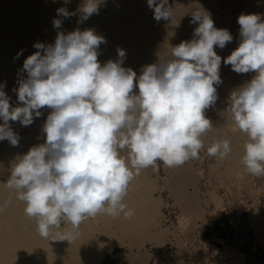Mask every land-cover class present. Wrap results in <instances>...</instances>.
Returning a JSON list of instances; mask_svg holds the SVG:
<instances>
[{
    "label": "clouds",
    "instance_id": "1",
    "mask_svg": "<svg viewBox=\"0 0 264 264\" xmlns=\"http://www.w3.org/2000/svg\"><path fill=\"white\" fill-rule=\"evenodd\" d=\"M104 2L83 0L78 23L99 14ZM147 4L155 20L172 18L168 0ZM57 14L75 15L66 8ZM191 22H198L193 39L172 47L170 58L144 66L139 76L122 66L123 49H117L118 59L102 65L98 50L106 39L92 28H77L58 31L53 44H34L37 51L23 63L27 76L14 89L23 106L11 107L0 85V141L18 146L20 137L9 122L29 126L41 109L51 110L42 127L44 142L17 156L6 182L25 203L26 215L37 221L41 237L62 221L72 231L57 240L71 242L87 218L121 212L131 218L134 210L125 212L122 201L141 169L157 161L178 167L199 158L201 137L213 127L205 110L216 103L222 83V58L214 46L225 48L233 36L216 28L204 10L193 12ZM237 22L240 43L223 63L238 74L256 75L231 93L228 111L248 137L243 164L259 177L264 175V21L258 14H241ZM53 26L61 29L62 20ZM207 151L225 158L230 141H216Z\"/></svg>",
    "mask_w": 264,
    "mask_h": 264
},
{
    "label": "bare ground",
    "instance_id": "2",
    "mask_svg": "<svg viewBox=\"0 0 264 264\" xmlns=\"http://www.w3.org/2000/svg\"><path fill=\"white\" fill-rule=\"evenodd\" d=\"M82 4L83 0H0V85L11 98V107L23 106L14 89L27 76L22 71L24 60L37 51L35 43L53 44L58 31L67 33L77 28L81 31L94 29L106 39L98 50L101 64L109 59H118L117 49H123L126 56L122 66L133 69L139 76L144 66L157 63L159 57L170 58L172 47L193 39L198 22H191L192 13L204 10L210 14L214 26L227 29L233 40L223 49L214 46L217 55L222 58V83L217 86L216 103L205 110V116L212 121L213 127L203 137L208 147L219 140L230 141L229 155L216 157L230 181L244 179L248 174L243 164L244 145L248 137L236 128L228 108L231 93L253 79L256 73L238 74L223 60L240 43L238 17L241 14H258L264 21V0H168L173 9L172 18L168 21L155 20L147 0H105L99 14L78 23ZM60 8H66L75 15L70 18L58 16L57 10ZM55 19L62 20L61 29L53 26ZM18 53L21 54L17 57ZM134 91L138 92V88H134ZM50 111L41 109L42 115L29 126H22L19 121L9 122L20 137L18 146H12L7 140L0 141V209H3L0 211V264H97L101 251L115 243L128 242L135 247L150 240L151 244H157L162 237L157 230L160 202L158 199L157 203L151 196L148 180V173L153 171L154 165L140 170L122 201L126 205L125 212L134 210L131 218H126L124 212L118 216L101 213L85 219L79 226L78 237L71 242L57 240L58 234L72 231L71 224L66 221L63 226L52 228L47 238L41 237L37 221L26 215L25 203L17 198L14 189L6 186V182L17 156L44 142L42 127ZM122 155H127V152ZM169 169L171 186L185 213L194 212L200 202L198 195L187 190L196 181L195 175L193 177L191 174L192 169L184 164ZM256 223L264 236V218L256 220Z\"/></svg>",
    "mask_w": 264,
    "mask_h": 264
},
{
    "label": "rangeland",
    "instance_id": "3",
    "mask_svg": "<svg viewBox=\"0 0 264 264\" xmlns=\"http://www.w3.org/2000/svg\"><path fill=\"white\" fill-rule=\"evenodd\" d=\"M201 139L204 147L199 158L184 163L195 175L187 190L198 195L197 210L185 213L171 186L169 167L157 161L147 176L150 194L160 202L161 240L157 244L145 240L135 247L115 243L101 251L97 264H264V236L256 223L264 218V175L248 173L241 181H230Z\"/></svg>",
    "mask_w": 264,
    "mask_h": 264
}]
</instances>
